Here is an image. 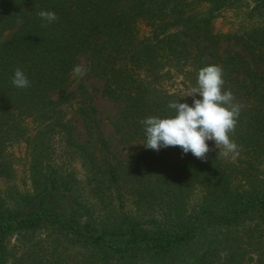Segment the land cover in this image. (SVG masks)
<instances>
[{
  "label": "trees",
  "instance_id": "1",
  "mask_svg": "<svg viewBox=\"0 0 264 264\" xmlns=\"http://www.w3.org/2000/svg\"><path fill=\"white\" fill-rule=\"evenodd\" d=\"M236 1L0 0V40L11 33L0 42V264L163 262L210 229L264 211V0L246 14L250 22L256 12V24L215 31ZM40 11L57 21L42 27ZM84 57L119 107V142L135 145L126 161L110 150L86 87L71 90ZM209 64L223 69V88L241 105L230 134L238 154L221 157L213 141L203 162L179 147L146 149L140 121L174 115L173 101L191 106L175 77L196 87ZM17 68L30 87L12 85ZM73 101L79 126L62 109ZM20 145L17 185L11 149ZM214 240L211 258L195 264H224L230 246ZM254 246V264H264Z\"/></svg>",
  "mask_w": 264,
  "mask_h": 264
},
{
  "label": "rangeland",
  "instance_id": "2",
  "mask_svg": "<svg viewBox=\"0 0 264 264\" xmlns=\"http://www.w3.org/2000/svg\"><path fill=\"white\" fill-rule=\"evenodd\" d=\"M259 1L261 0H237L230 9L220 13V16L214 23L215 31L226 33L234 31L241 26H246V22L256 24L259 19L258 14L254 12V19L250 22H248V15L246 14H248ZM10 35L11 33H6L1 38L0 42L7 40ZM248 60L251 61L253 70L260 74L263 73V70L259 68L252 59L248 58ZM79 68L81 70L80 73H73L72 75L71 90H75L80 85L86 87L97 109L101 128L110 150L118 161H126L134 150L135 145L121 144L118 140L114 126L119 114L118 105L109 101L102 95V84L89 73L88 63L85 57L80 60ZM175 78V88L186 96L194 86L186 80L182 74H178ZM186 98H188L190 105H192L193 97L186 96ZM196 98H199L198 94ZM78 107V101H73L62 108L66 119L73 122L76 126L80 125L76 114ZM11 152L19 158V165L16 167L17 175L14 183L21 185L23 181L25 182V168L23 164L25 163L26 156L24 154V147L21 145L15 146L11 149ZM2 185L3 184L0 183V187H2ZM182 205L184 209V203H182ZM156 211V215H161L159 207H156ZM149 216L151 218V215ZM216 235L222 242L219 247L220 250L226 243L230 246V251L228 253H222L224 264H254L255 259L260 254L259 251H254V244H256V248L258 245L264 248V211L251 214L250 218L245 219V221L243 220L239 225H223L221 227H215L214 230L210 229L204 236L195 238L187 245L175 249L171 255V259H165L162 262L159 259L143 258L140 262L142 264H195L203 253H206V256L211 258L212 254L209 252L217 245L215 244L216 240H214ZM13 241L14 240H12V243Z\"/></svg>",
  "mask_w": 264,
  "mask_h": 264
},
{
  "label": "clouds",
  "instance_id": "3",
  "mask_svg": "<svg viewBox=\"0 0 264 264\" xmlns=\"http://www.w3.org/2000/svg\"><path fill=\"white\" fill-rule=\"evenodd\" d=\"M38 16L47 27L57 21L58 16L52 11H40ZM79 66L73 73H80ZM11 83L17 89L30 87V80L25 72L17 68ZM223 69L214 64L206 65L197 72L196 87L186 96L193 97L192 105L170 102L168 108L174 115L164 118L149 116L140 121L143 125L146 149L159 152L162 148L179 147L183 154L191 153L202 162L211 151L207 141H213L221 157L230 154L235 157L239 152L238 145L230 139L234 133L241 105L235 103L233 92L224 90ZM199 98H196V96Z\"/></svg>",
  "mask_w": 264,
  "mask_h": 264
}]
</instances>
